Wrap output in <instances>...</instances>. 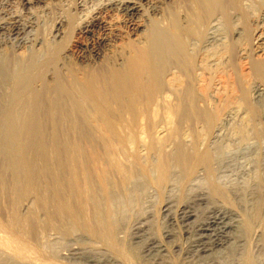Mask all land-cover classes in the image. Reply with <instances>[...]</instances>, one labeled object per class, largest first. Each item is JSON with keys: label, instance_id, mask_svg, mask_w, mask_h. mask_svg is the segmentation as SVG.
Returning a JSON list of instances; mask_svg holds the SVG:
<instances>
[{"label": "bare ground", "instance_id": "bare-ground-1", "mask_svg": "<svg viewBox=\"0 0 264 264\" xmlns=\"http://www.w3.org/2000/svg\"><path fill=\"white\" fill-rule=\"evenodd\" d=\"M49 1L35 0L38 4ZM87 1L98 2L73 1L71 12L76 15L80 9H89ZM100 1L95 3L98 6L91 14L81 18L83 33L95 38L76 56L70 57L65 52L58 62V51L47 52L41 58L30 59L18 75L10 73L9 65L0 62V89L9 82L13 85L11 93L0 94L1 164L11 170L10 194L16 195L18 189L25 194L19 208L21 216L15 217L8 209L6 215L2 213L6 217L0 220V264L67 263L63 260L69 257L68 251L57 259L40 253L27 236L32 223L39 231L33 232L34 237L41 233L44 239L62 235L65 226L73 230L87 225L86 231L93 235L94 242L104 246L102 231H105V237L109 238L105 240L109 245L106 244L105 251L88 252L89 249L80 246L70 249L72 258L81 264H264V189L243 188L242 192L230 195L215 182L217 165L232 159L231 152L246 149L247 155L258 158L257 161L264 154V0H153L147 9L142 7L141 0ZM21 2L25 10L33 6L31 0ZM8 4L9 0H0V51L6 37L20 40L28 28L38 25L22 21L20 13L7 10ZM68 15L55 18L51 29L58 45L67 40V27L75 16ZM147 31L149 36L145 34ZM143 37L147 47L135 57L138 59L132 62L133 71L130 69L128 77L120 74L109 85L101 81L106 75L95 83L89 82L88 78L103 75L106 69L103 63L108 62V57L113 56L110 59L117 63L127 42L139 45L145 42ZM110 59L108 68L113 65ZM56 61L57 68L68 71H51L49 67L55 66ZM183 71L188 72L198 98L195 100L203 108V112L194 116L189 109L193 102L188 107L185 97ZM39 76L78 77V80L87 77V86L75 78L68 80L69 88L58 84L60 81L54 87V93H65L71 101L72 116L69 114L71 118L66 121L80 130L89 148L86 151L76 143V135L71 139L75 133L72 130L70 140L69 137L59 140L55 130L60 129L54 128L59 125L54 106L64 108L54 98L49 99L52 102L47 112L45 104H39L42 94L32 88ZM46 87L50 97L52 88ZM131 106L137 109L132 116L134 120ZM115 114L121 115L117 122ZM62 118L60 121L64 122ZM47 122H51L53 129L50 128L52 134L48 131L49 149L45 139ZM27 148H35L37 156L30 158L31 151L28 153ZM61 154L66 157L64 160L69 157L68 165L63 166ZM36 158L46 162L52 159L59 173L65 167L63 178L55 181L56 189L50 187L51 183L48 189V178H44L47 185L42 184L43 189L37 188L49 167L47 163L43 169L38 167ZM257 164L261 169L262 163ZM200 180L206 188L198 192L191 204L187 201L190 205L185 201L181 206L178 204V213L173 211L174 215L171 201L164 205L170 223L174 226L179 220L186 239L176 238L171 226L157 236L151 232V226L144 225L138 226L134 233L132 244L137 248L118 247L117 207L130 200L129 193L137 196L141 190L156 193L169 186L183 191ZM53 189L51 197L49 192ZM237 195L244 197L243 204L235 203Z\"/></svg>", "mask_w": 264, "mask_h": 264}, {"label": "rangeland", "instance_id": "rangeland-1", "mask_svg": "<svg viewBox=\"0 0 264 264\" xmlns=\"http://www.w3.org/2000/svg\"><path fill=\"white\" fill-rule=\"evenodd\" d=\"M31 1L33 2V4H32L33 6H31L27 10H25L23 8V5H22L21 0H9V4H8V6H6L7 7V10H9L10 12H18V13H20V15H21L20 17H21L22 21H24L26 23L31 22V23H33V25H36V24L39 25V26L38 25L37 26H34L35 28L33 27L32 29L31 28L30 29L28 28V30H26L27 32H24L23 33L24 34V35H22L23 38L20 39V40L15 39V37H13V36L11 38L10 37H6L8 39L5 38V41H7V42H5L6 44L4 43L5 45L2 46L3 48L0 51L1 52L0 62L6 63V66L9 65L8 68H9L10 73L12 72L15 75H18L19 73H21L20 71L23 69V67L26 65V63L30 59H35L37 57L41 58L42 56H44L45 54H47V52L48 53L49 52H54L55 50L58 51V53H59L58 55L60 56V58H58L59 57L58 55L56 57V60L58 62L59 61H62V59L64 57V54H66V53H68V56L74 57L79 52H81V51H83L85 49L84 47H85L86 44H90V43L92 44L93 43V40L95 38L94 36L91 37V36H88L85 33H83V31L81 30L82 27H80V25L83 26V24L81 22V20H82L81 18L83 17V15L84 14H87V15L91 14V10H94L93 8H96L98 6L99 0H98V2H95V3H98V4H95L93 1H91L92 3L90 1H87V3L85 5H86V7L90 6V8L89 9H87V8L85 9L84 8L85 9V10L83 9L84 11L82 9H80V11H77L76 12V15L73 14L71 12V10H70V9H72V7H71L72 6V3L71 2H73V1H78L79 2L81 0L64 1V3H62L63 0H50L51 2L49 1L46 4H38V3L35 2V0H31ZM95 1H97V0H95ZM151 1H153V0H149V1L148 0H145V1L144 0H141V2L143 4L142 7L144 9H147L149 7V5L151 4ZM101 2H104V1L101 0L100 3ZM144 4H145L146 7H144ZM92 5H94V7ZM87 10H89V13H87L88 12ZM66 14L67 15L69 14L68 16H70V17H72L74 15L75 16L73 18H71V22L69 23V25L67 27L68 28L67 40L63 43V45L62 44L61 45H58V43H57L58 41L56 39H54V37L52 35L51 29L54 26V23H55L54 20H55V18L61 17V16L62 17L67 16ZM85 16L86 15H84L83 18H85ZM149 22L151 24H154V23H152L153 21L152 22L149 21ZM151 24L148 25L149 28H150V26H152ZM81 31H82V33H81ZM148 33L149 32L147 31V33H145V34H147L149 36ZM145 34L143 36L146 38V35ZM144 37H143V40H145V42L142 40L143 43H141V44L139 43V45L138 44H135V43L133 44V43L127 42L122 57L121 58L120 57L117 58V60H118L117 63L114 64V60L113 59H110L113 56L108 57V59H106L108 62L107 63H103L104 66H105V68H106L104 70L105 72L103 71V75L100 74L101 76L100 75L98 76V78H100V77L101 78L100 79H98L96 77L95 78L94 77L88 78L89 82L90 83H95L96 82L95 81L96 79H97V81L98 80H101L106 75L104 78L106 79L107 82L105 81L104 78H103L104 81L103 80H101V81L103 83H105V84L108 83L107 85H109V83H112L113 82V81L110 82L111 79L113 80L114 78L121 77L122 75L124 77H128V75L130 73H132V71H133L132 70V68H133L132 62L134 60L137 61V59H138V58L135 59V57H137L138 55H141L139 53L140 52L142 53L144 51L145 47H147L145 45L147 44L146 39L148 40V37L146 39ZM142 48H144V49H142ZM109 59L113 63V65L110 68H108ZM57 61L55 63V66L52 65V66L49 67V69L51 68L50 69L51 71L52 70L53 71H57V72L62 71L63 73H65V71H68V70H62V69L57 68L56 67L58 65ZM103 64H100V65L102 66ZM100 65H98L97 68H99ZM188 65H189V62H188ZM53 67H54V69H52ZM130 67H132V68H130ZM11 69H12V71H11ZM130 69L132 71H130ZM128 71H130V72L128 73ZM107 73H109V74L111 73V74L109 75ZM183 73H184V71H183ZM117 74H118V76H117ZM120 74H122V75L120 76ZM107 75H108V78H106ZM111 75H113V76H111ZM185 75H187V76H185ZM183 76H184L183 77V79H184V86H185V88H186L185 90L187 92V94L185 93V97L187 96L186 98H188L187 99L188 100L187 101L188 102L187 105L189 107L190 104H192V102H193L192 106H190L189 109H191L190 113L192 112L191 114L194 116V114H197V112H203L202 111L203 108H201L202 106L199 105L198 100L197 101L195 100V97L197 98V96L193 93V89H192V85H191L192 84V81H191L190 77H188L189 76L188 72L186 73V71H185V73L183 74ZM39 77H36V79L34 80L35 82H33V84H32L33 85L32 88L34 89L33 91H36V92L38 91L37 93L40 92L39 94H42V96H40L41 99L39 100V98H38L39 104H41V105L45 104L43 107H44V109L47 112V109H49L50 104H51L50 102H52L50 100L54 98V99H56L58 101L60 100L59 102L57 101V103L62 102L59 105L60 106H63V108L65 109V110L64 109H61L60 110L61 107H59L58 105L54 106V110L55 109L57 110V111L56 110L54 111L55 112L54 113V117L57 119V120L55 119L56 120V123L59 124V125H61V123L63 124L62 126L55 125V127H54V128H56L58 126L59 128L57 127L56 129H60V130H55V132L58 131V132H56V135L59 133L57 135L59 137V140L62 139L61 141H64V139H66V138L68 139V137L69 136L71 137L72 133L75 132L76 134L74 133L73 136L71 137V139L72 138H75L77 136L75 140H78V141H76V143L81 144L82 145L81 147H82L83 151H86V149H89V148H88V145L86 144L85 140L82 139L83 137L80 134L81 133L80 130L78 128H75L74 129V128H72V126L70 127L71 123L67 122L71 118L69 116H72V112L69 110L70 109L69 107H71V110L73 109L72 106H71L72 105L71 104V101L68 100V98L66 99L65 93H64V95H59V93H54V87L56 86V84H57L58 81L61 82V80H62L63 83L62 82L61 83L59 82L58 84H60V85H62V84L65 85L66 84L65 86H67L69 88L70 87L69 81L71 82L72 79L74 80L75 78H76L75 80L80 81V83H82V84H85L86 83L85 86H87L89 84L88 83V80H86L87 77H80L79 79L82 78L81 80H78V77H75V78L74 77H67V78L66 77H63L65 80L62 79V77H57V78L56 77H51V76H49V77L39 76ZM83 78H85V79L83 80ZM38 79H40V80L38 81ZM53 79H56V80H53ZM82 80L84 82H82ZM92 81H94V82H92ZM42 83H44L43 84V87H41L42 86L41 85ZM67 83H68V85H67ZM11 84L12 83L9 82L8 85H5L2 89H0V94L1 93H6V92L7 93H11L13 91V88H12L13 85L11 87ZM44 86L45 87L47 86L46 88H50V89L52 88V90H51V92L49 94L51 98L48 96V93H47L46 89H44L45 88ZM34 87H38V88L36 89ZM187 88H188V90H187ZM3 90H4V92H3ZM44 90H45V92H44ZM55 95H56L57 98L55 97ZM3 99H5V98H3ZM45 99L46 100H49L50 99V100L47 102ZM66 101H67V103H65ZM3 102L5 103L6 101L4 100ZM47 103H48V105H47ZM194 103H195V105H194ZM197 105H199V106H197ZM112 107L114 109L116 108V106L115 107L112 106ZM133 107L132 106L130 107L132 109L131 110L132 111L131 112L132 113L131 114V117L133 115L135 116V114L137 112V109L134 110L135 107L134 108ZM198 107H199V109H198ZM62 110H64V111H62ZM195 111H196V113H195ZM57 112H58V114H57ZM62 113L63 114H66V116L65 115L63 116ZM59 115H61V116H59ZM192 115L190 116L191 118H193ZM114 116L116 118V119L114 118L116 120V122H117V119H120L119 117H121V115H119V114H115ZM61 118L63 120H65L64 121L65 124H64L63 121H60ZM132 118L134 120V117H132ZM66 119H67V121H66ZM44 121H45V119H44ZM57 121L58 122H61V123H58ZM69 127L72 128V129H70ZM46 128L49 129V130H46V132H45V139L49 142V140L51 139V137H50L51 135L49 133L52 134V132H53V131L52 132L50 131L52 129L51 122L50 123L47 122V127ZM64 129H65L66 132L64 131ZM68 129H70V133L71 134L68 132ZM71 130L73 132H71ZM48 131H49V133H48ZM66 133H68V134H66ZM56 135H55V138H57ZM74 135H76V136H74ZM63 136L64 137L66 136V137L64 138ZM70 137H69L68 140H70ZM49 144H50V142L48 143L47 148L50 146ZM85 144H86V147H85ZM83 145H84V147H83ZM27 146H30V143H27ZM35 148H34V150L33 149L32 150H29L31 148L28 149L29 151L27 150L28 153L31 151L29 154H30V158L32 157V159L35 158V156H37V153L36 152H33V151H36ZM97 149H98V147H97ZM233 149H234V147H233ZM99 152L102 153L103 151H100L99 150ZM31 153H33L34 155L32 154L33 155L32 156ZM230 155H231V158L232 159H228L229 161L226 160L227 162L224 161V163L221 162L219 165H217L216 173H215V177L217 179L215 178V182L216 183L218 182L219 185L222 187V189L225 190L226 192H228V194H230V195H232L234 193V191H235V193L233 195H236V193L242 192L243 191V188H244V191L260 190L261 188L264 189V184H261L262 182L264 183V167H263L264 166V154H262L260 156V158H259V161L261 160L260 162L257 161L258 158H255V157H252V156L247 155L246 149L245 150L243 149V150H241L240 152H237V153L236 152L235 153L234 152L233 153L231 152ZM233 155L234 156L236 155V156L234 157ZM246 155L249 156V157H247ZM63 157L66 158L64 155L61 154V159H62V161H65V163L63 164L62 161H61V163L63 164V166H66L65 164L69 163V161H68V158L69 157L67 159H65V160H64ZM1 159L2 158L0 157V164L2 163V160ZM66 161H68V162L66 163ZM254 161L255 162L257 161V162L255 163ZM36 162H37V166L40 167V168H42V169L45 168V166H43V165L46 164V163H47L46 166L49 167V169L46 168L47 169V172L45 174L46 176L44 175V177H42L43 180L40 179V181L38 182L40 186L37 183V186H39L37 188L39 189L41 187L43 189L44 185H47V184H48V189H50V187H52V186H53L52 188H55V185L57 186V183H55V181L57 179L61 180L63 178V175H64L63 170H64L65 167L62 168L63 170L61 169L62 171L60 170V173H59V169H57L56 164L54 166V164L52 162V159H49V161H47V162L46 161H40L39 159H37ZM228 162H229V164H228ZM40 163H41V165L43 167H41ZM51 163H52V165H49ZM257 163H260V166H261V163H262V167H260L261 169H258L259 168V165ZM256 165H257V167H256ZM0 166H1L0 167L1 168L0 169V175H1L0 180L3 182L1 184V181H0V186H1V188H0V201L3 202L4 200H6V202L4 201L6 204L7 203H11V204H7L9 206L8 207L6 204H4V202L3 203L0 202L2 204V205L0 204V207H2V208H0L1 209V211H0L1 212L0 213V217L3 216V217L0 218V220L1 221H4L5 220V217H6L4 215H6L5 212L7 211V209H8L9 212L12 211V214H15V217L16 216L19 217V216L22 215V214H19L21 212V209H19V208L21 207L22 201L24 199V198H22V196L25 197V194L24 193L22 194L23 191L21 192V191H19V189L16 192V195L17 196H18V193H19V196H20V197L18 196L19 199H18V197L16 195L13 196L12 194H10V193L13 192V191L12 192L10 191V190H13L12 189V183H11L12 181L10 179L11 178V170H10V168H9V170L8 169L6 170L5 169L6 165H2L1 164ZM50 167L53 168V169H51ZM53 170L54 171L56 170V171L54 172ZM258 170H262V171H258ZM51 171H52V173H51ZM4 172L6 173V175H5ZM47 173H49L48 174L49 176L47 175ZM56 173H58V174H56ZM258 173H259V175H257ZM52 175H53V178H51ZM6 176H7V178H6ZM257 176L261 177V179L259 180V178ZM55 177H56V179H55ZM35 178H39V177L38 176L37 177L35 176ZM44 178L50 179V180H47L46 181L47 184H44V183H46ZM2 179H4V180H2ZM8 179H9V181H8ZM38 180L39 179H37L36 181H38ZM42 181H44V182H42ZM49 181H51V182H49ZM260 181H262V182L260 183ZM4 184H10V185L7 186V185H4ZM42 184H44V185L42 186ZM49 184H50V187H49ZM64 185H66L65 186V189L67 190L68 188H67V184L65 183V181H64ZM52 188H51V190H52ZM205 188H206L205 184L203 182H201V180H200V181L194 182L191 185H188V187H187L188 191L185 188L183 190L184 192L182 190H180L179 188L175 187V186H169L167 189H163L162 191H159L161 194L159 192L152 193L150 191H144V190L138 191V193H137V194H139L138 196L135 195V194L129 193L130 196L128 198L130 200H126L123 204H120L119 205L120 206L119 208L117 207V211H120V212H117V218L115 219L116 220V227H117L116 228V231H117V234H116V240L117 241L116 242L117 243L120 242L119 243L120 246L116 243V247H115L116 250H119V248L120 249H123V248L125 249V247H126V250L127 249L130 250V248H131L130 246H133V248H137L136 245H133L132 244V242L134 241V235H135L134 233H136V231H137L136 228L138 226L139 227H142L144 225H145L144 227H147V228L149 226H151V228H152L151 229L152 230L151 232L152 233H155L157 236L163 235V233H164V230L163 229H165V230L167 228L170 229L169 227L171 226V228H173L174 231L176 232V236H177L176 238H181V240L186 239V236L184 235L183 230L181 228V223H179L180 221L178 220V223L176 225H174V226H172V224L170 223V220L168 218V214L166 213V211H164V205L166 204L165 202L171 201V209H172V212L173 211L175 212L177 209L179 210V206H181V205L184 204V201H185V203H188V204H189V202H187V201H190V204H191V201H193L192 199H194V197L197 194H199L200 191L204 190ZM2 189H4V190H2ZM55 189H53V191L50 190L49 194L51 195V197H52V194L54 193V190ZM5 190H7V191H5ZM8 192H9V194H8ZM6 193H7V195H5ZM141 193H143V194H141ZM39 194H41V192H39ZM50 195H49V198H51ZM39 196L41 198V195H39ZM6 197L8 199L11 198V200L6 199ZM238 198H240V199H238ZM16 199H17V201H16ZM7 200H8V202H7ZM235 201H236L235 202L236 204L241 205V204H243L245 202V199H244L243 196H240V195L238 196L237 195V196H235ZM178 204H179V206H178ZM178 210H177V212H175V214L178 213ZM15 211H19V212H15ZM172 212H171V214L174 215V212L173 213ZM16 213H17V215H16ZM2 218H4V220ZM65 221L68 222V220H65ZM29 224H31V222ZM32 224H33V226H32L33 229L30 228L29 234L27 233L28 234L27 235L28 236V239L30 238V240L33 243H35V246L37 247V249L40 251L41 254L43 253V255L48 256L50 258H52L54 256L53 258L57 259L58 256L60 257L61 254L66 253L68 251L67 254H69V257H67V258H65V260H63L65 263L67 262L66 264H68V263L71 264L70 262H72V264H76L77 262L79 264H81V262L79 260L77 261V258H75V257L72 258V255L69 252L70 249L74 248L73 246L78 247V248L81 247L82 249L83 248L89 249L88 252H90V251H95V252L98 251L99 252V251H105L106 250V247L105 246L108 245V241L105 242V240H107L109 238L108 237H105V236H107V233H104L105 231H102V234H103L102 235L103 236V239L102 240H103V243H106L107 245L105 244V246H104L103 244H99V245H101V247H100L98 244H96L94 242L95 238L93 237V235L90 234V233H88L86 231L87 230L86 227L88 228L87 225H84L85 227L82 226V228H79L81 230H79V229H73L72 230L69 226H65V231L62 230L63 231V234L62 235H57V236L56 235H53V236H51L49 238L47 237V238L44 239L42 237V234L41 233L39 235H37V237H34L35 236L34 233L39 232V231H38L37 227L35 226L36 224H34V223H32ZM102 236H101V238H102ZM31 237H32V239H31ZM37 243H39L40 245L37 244ZM130 243H131V245H130ZM122 244H124V245H122ZM125 244H126V246H125ZM117 245H118L119 248L117 247ZM40 246H42V247H40ZM103 246L105 248H103ZM108 247H109V245H108ZM108 247H107V249H108ZM109 249L111 250V248H109ZM69 259H70V261L68 262ZM74 262H76V263H74Z\"/></svg>", "mask_w": 264, "mask_h": 264}]
</instances>
